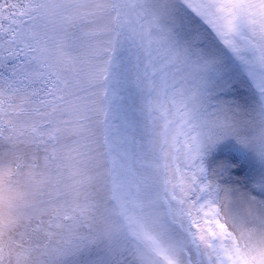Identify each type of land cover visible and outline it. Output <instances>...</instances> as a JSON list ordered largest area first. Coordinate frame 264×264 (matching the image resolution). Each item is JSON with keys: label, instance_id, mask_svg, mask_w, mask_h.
I'll return each mask as SVG.
<instances>
[{"label": "rangeland", "instance_id": "1", "mask_svg": "<svg viewBox=\"0 0 264 264\" xmlns=\"http://www.w3.org/2000/svg\"><path fill=\"white\" fill-rule=\"evenodd\" d=\"M143 3L11 0L0 9V123L35 127L45 139L55 130V138L39 146L0 142V161L5 170L12 168L3 180L19 193L20 213L24 202L39 199L79 205L95 217V229L103 234L97 249L101 254L114 249L121 264H180L169 240L174 212L167 203L185 175L178 130L186 105L197 96L191 83L197 69L186 67L180 53L164 46L163 26L174 20L175 0H150L155 10L150 15L138 10ZM116 7L121 11L113 15ZM117 29L134 30L152 59L136 65L121 57L118 48L113 52ZM81 33L88 39L82 42ZM51 79L66 81L55 112L38 103L53 99L41 82ZM237 93L248 102L243 81ZM232 134L255 146L264 124L245 117ZM18 162L22 167L17 170ZM4 215L14 221L0 229L4 264H17L21 249L14 242L22 216L8 208ZM67 260L55 251L36 249L25 254L23 264Z\"/></svg>", "mask_w": 264, "mask_h": 264}, {"label": "snow or ice", "instance_id": "2", "mask_svg": "<svg viewBox=\"0 0 264 264\" xmlns=\"http://www.w3.org/2000/svg\"><path fill=\"white\" fill-rule=\"evenodd\" d=\"M5 6L0 3V9ZM138 10L146 15L155 11L150 0ZM120 11L114 8L113 15ZM163 27L164 46L180 53L186 67L197 69L191 82L197 96L186 105L178 130L185 175L178 194L167 203L169 212H174L169 240L180 264H264V249L252 236L253 230H264V135L253 146L232 134L243 126L245 117L264 124V0H175L174 20ZM117 31L113 52L118 48L121 57L136 65L152 59L134 30ZM79 39L87 40V34L81 33ZM240 81L246 85L248 102L237 93ZM41 82L47 87L45 95L53 99L38 103L55 112L66 81ZM103 124L107 141V114ZM54 131L45 139L35 127L0 123V142L39 146L54 139ZM25 136L28 139H22ZM15 167L18 170L22 163ZM12 174L11 166L5 170L0 161V229L14 222L10 216L5 219V208L22 216L19 239L14 242L21 249L17 264L36 249L68 257L66 264H121L114 249L97 251L104 237L87 208L39 199L24 202L25 211L20 213L19 193L3 180ZM0 264H4L2 248Z\"/></svg>", "mask_w": 264, "mask_h": 264}, {"label": "clouds", "instance_id": "3", "mask_svg": "<svg viewBox=\"0 0 264 264\" xmlns=\"http://www.w3.org/2000/svg\"><path fill=\"white\" fill-rule=\"evenodd\" d=\"M252 236L256 243L261 247V249H264V230L255 229L252 232Z\"/></svg>", "mask_w": 264, "mask_h": 264}, {"label": "trees", "instance_id": "4", "mask_svg": "<svg viewBox=\"0 0 264 264\" xmlns=\"http://www.w3.org/2000/svg\"><path fill=\"white\" fill-rule=\"evenodd\" d=\"M10 2H11V0H5L6 5H8Z\"/></svg>", "mask_w": 264, "mask_h": 264}]
</instances>
